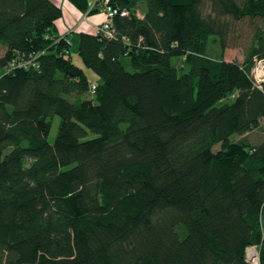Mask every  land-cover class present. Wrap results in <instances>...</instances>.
<instances>
[{
    "label": "trees",
    "instance_id": "1",
    "mask_svg": "<svg viewBox=\"0 0 264 264\" xmlns=\"http://www.w3.org/2000/svg\"><path fill=\"white\" fill-rule=\"evenodd\" d=\"M108 3L129 13L118 37L79 33L75 63L61 7L0 0V264H264V141L247 139L264 0ZM243 24L244 61H226Z\"/></svg>",
    "mask_w": 264,
    "mask_h": 264
},
{
    "label": "rangeland",
    "instance_id": "2",
    "mask_svg": "<svg viewBox=\"0 0 264 264\" xmlns=\"http://www.w3.org/2000/svg\"><path fill=\"white\" fill-rule=\"evenodd\" d=\"M140 8H143V10H146V4L143 2L140 5ZM142 10V11H143ZM142 13V12H141ZM65 22L68 19H71V15H69V12L65 9V15L64 18ZM62 19L59 22V26L62 29V33H68V30L64 28V23H65ZM248 26L246 24L240 25L239 28L237 29V32L234 34V42L232 43L233 46L229 49L226 50L224 58L226 61H238L240 63H242L244 61L246 52L250 46V35L248 34L250 31H248ZM72 44V48H71V52H72V58L73 61L75 63H79V59L77 56V44L75 43V41L73 40V42H70ZM213 49V46L211 45V41L209 43V52H211V50ZM219 49V48H218ZM4 49H2L0 47V56H2L4 54ZM212 53V52H211ZM215 55H218V57L221 56L220 54V50L218 51V54L216 53ZM180 64V62H178V65ZM88 74L90 75V77L92 79L93 78V74L90 71H87ZM256 73V72H255ZM258 75L261 74L264 75V63H262L260 65V67L258 68ZM260 82V81H259ZM261 83V82H260ZM262 83H264V81H262ZM58 125H59V118L56 117L53 119V125H52V129H51V133L49 135V141L50 143H53L55 140V137L57 135L58 132ZM90 137H94L93 134H90ZM247 139L249 140V142L252 145H256L258 143H261L262 141H264V120L262 121V125L259 129L255 130L254 132L250 133L247 136ZM218 148H216L217 150ZM249 250V249H248ZM247 250V255L248 256H254L255 254H257V250H255V253H249ZM252 250V249H250ZM253 252V251H250Z\"/></svg>",
    "mask_w": 264,
    "mask_h": 264
},
{
    "label": "crops",
    "instance_id": "3",
    "mask_svg": "<svg viewBox=\"0 0 264 264\" xmlns=\"http://www.w3.org/2000/svg\"><path fill=\"white\" fill-rule=\"evenodd\" d=\"M51 1L54 2L57 6L61 7L63 11V17L61 19L64 22L65 20L63 18L65 15V9L69 12V15H71V19H68L64 23V28L68 30V33H62V29L59 26V22L61 19L57 22L58 35L65 37L68 40V42H73L74 40L75 43L77 44V49L79 46V36H78L79 33L95 34L96 27L107 20L102 7H99L98 11L89 14L88 12L84 13L80 11L68 0H51ZM90 5L92 7L93 5L92 0H90ZM142 10L143 8H140V6H138V16L141 19L144 18L146 12V10L143 11ZM262 225L264 227V214L262 216Z\"/></svg>",
    "mask_w": 264,
    "mask_h": 264
},
{
    "label": "built area",
    "instance_id": "4",
    "mask_svg": "<svg viewBox=\"0 0 264 264\" xmlns=\"http://www.w3.org/2000/svg\"><path fill=\"white\" fill-rule=\"evenodd\" d=\"M93 5L91 8H99L102 7L103 11L106 15L107 20L105 22H103L102 24L98 25L96 27V34L100 35V36H104L106 39L108 40H116V38L118 37L116 30L113 28L111 21L113 20V18H115L116 16H121V17H126L129 16V13L127 10H121L119 8H115L114 6L110 5L108 3V1L106 0H92ZM20 59H17L18 61H21L19 63L20 67H26V66H31L32 63L36 64L38 63V59L40 57L39 53H32L29 56V59L24 57V55H20ZM264 63V59L262 60H255V66L252 70V76L254 78V81L256 83V86L260 89H264V83H262V81H264V75L261 76L257 74L258 72V68L260 67V65ZM15 63H12V65ZM256 72V73H255ZM261 83H260V82ZM96 90V85H92L91 87V93L94 94ZM249 249H253V250H257L256 248H249ZM247 261L251 264H259V254L257 251V254H255L253 257L252 256H248L247 255Z\"/></svg>",
    "mask_w": 264,
    "mask_h": 264
},
{
    "label": "bare ground",
    "instance_id": "5",
    "mask_svg": "<svg viewBox=\"0 0 264 264\" xmlns=\"http://www.w3.org/2000/svg\"><path fill=\"white\" fill-rule=\"evenodd\" d=\"M250 251H253V252H250ZM248 252L254 254V253H255V250H253V249L250 250V249H249Z\"/></svg>",
    "mask_w": 264,
    "mask_h": 264
}]
</instances>
